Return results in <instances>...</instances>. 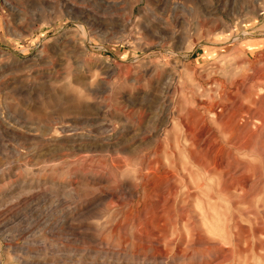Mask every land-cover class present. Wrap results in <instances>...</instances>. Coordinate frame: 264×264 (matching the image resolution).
I'll use <instances>...</instances> for the list:
<instances>
[{
	"label": "rangeland",
	"instance_id": "374dc122",
	"mask_svg": "<svg viewBox=\"0 0 264 264\" xmlns=\"http://www.w3.org/2000/svg\"><path fill=\"white\" fill-rule=\"evenodd\" d=\"M217 114L202 191L139 173ZM0 264H264V0H0Z\"/></svg>",
	"mask_w": 264,
	"mask_h": 264
},
{
	"label": "bare ground",
	"instance_id": "6f19581e",
	"mask_svg": "<svg viewBox=\"0 0 264 264\" xmlns=\"http://www.w3.org/2000/svg\"><path fill=\"white\" fill-rule=\"evenodd\" d=\"M251 62V61H250ZM250 76V75H249ZM248 76V77H249ZM251 76H252V74H251ZM256 79V78H255ZM243 85H245V84H243ZM252 86H253V83H252ZM260 87V86H259ZM221 89H223V88H221ZM235 89V88H234ZM242 90V89H241ZM231 91V90H230ZM254 92V91H253ZM230 93V92H229ZM227 95V94H226ZM229 95V94H228ZM237 98V97H236ZM260 100H261V98H260ZM218 101V100H217ZM214 102V101H213ZM199 103V102H198ZM203 103V102H202ZM221 104V103H220ZM226 104V103H225ZM258 104V103H257ZM199 105V104H198ZM202 105V104H201ZM212 109V108H211ZM227 110H229V108L227 109ZM235 110V109H234ZM234 110H232V111H234ZM237 110H239V109H237ZM242 110V109H241ZM245 110V109H244ZM201 111V110H200ZM203 112H204V110H203ZM227 113L229 114V111H227ZM234 113V112H233ZM241 113H243V112H241ZM244 114V113H243ZM235 115V114H234ZM237 115V114H236ZM235 115V116H236ZM241 115V114H240ZM245 115V114H244ZM243 115V116H244ZM170 116V115H169ZM204 116V115H203ZM217 116V127L219 128V130H220V133H219V135L216 133V130L214 129V128H212V127H210L209 126V122H208V120L205 118V117H202V116H198V117H195V118H193V119H189V117H185V116H180V123L182 124V126L184 125L185 126V132H186V138H185V141H187V140H190V143H189V141H188V143H185L184 144V151L187 153V155H188V157H189V159L191 160V166H190V168L189 167H187V165H182L181 163H177L176 161H174L173 162V164L172 165H170L168 168H166V169H163V171H160L161 170V167H164L165 165H164V163H162L161 162V160H159V159H156L155 161H149V163L146 165V166H144V167H141L138 171H139V173L140 174H143L144 173V170L146 169L147 171L146 172H148V173H155V174H157L156 176H158V178L156 179L157 180V182H155V180L154 181H152V183L154 182V185L155 186H158L159 185V183L160 182H163L165 179H167L168 180V178H170V181H171V178L174 180V183L173 184H171V187L168 189V196L170 195L171 196V198L172 197H174V195H176V194H179V191H180V189H179V185L180 184H182V183H179V185L177 184V182H178V178L180 177L181 179H183L182 177H181V174H183L182 176H184L185 178H188L191 174H192V172L194 171V169L199 173V176L197 177V179L195 180V187L199 190V191H202L203 190V188H204V180L206 179V178H208L207 177V175L208 174H210V173H223V171H224V166H223V164L218 160V158L216 159V157L214 156V150L215 149H220V148H224V146L226 145V144H228L229 142H231L232 140L233 141H235L236 142V140H235V132H236V130L238 129V127L236 128V125H235V122L232 120V121H229V119L224 115V114H217L216 115ZM178 117V116H177ZM212 117V116H211ZM233 117V116H232ZM241 118H242V116H241ZM250 120V119H249ZM248 121V120H247ZM170 122V121H169ZM239 122V121H238ZM239 124H241V123H239ZM242 125V124H241ZM240 125V126H241ZM244 125V124H243ZM246 126V125H245ZM242 128H243V126H242ZM193 129V130H192ZM240 129V128H239ZM238 129V130H239ZM182 130H184V129H182ZM241 130V129H240ZM243 130V129H242ZM194 131H196L197 133H195ZM244 132V131H243ZM242 132V133H243ZM259 136V135H258ZM238 137V136H237ZM254 137H256V136H254ZM189 138V139H188ZM221 138H223V140L221 139ZM241 138H243V137H241ZM240 138V139H241ZM245 140V139H244ZM256 140H258V138L256 139ZM238 141V140H237ZM240 141V140H239ZM238 141V142H239ZM168 142V141H167ZM237 142V143H238ZM241 144V143H240ZM158 145V144H157ZM182 145V144H181ZM167 147V146H166ZM249 148H250V146H248ZM178 149V148H177ZM236 149V148H235ZM249 150V151H251V152H254V150H251V149H248V148H245V150ZM154 151V150H153ZM226 150H224V152H225ZM242 151V150H241ZM240 151V152H241ZM157 152V151H156ZM183 152V151H182ZM222 152H223V150H222ZM230 152V151H229ZM231 152H233V151H231ZM177 153V152H176ZM173 154V153H172ZM216 154H218V153H216ZM245 154V153H244ZM184 155V154H183ZM182 155V156H183ZM248 155H250L249 153H248ZM235 156V155H234ZM165 157V156H164ZM184 157H185V155H184ZM183 157V158H184ZM218 157V156H217ZM236 157V156H235ZM235 157H234V159H235ZM240 157V156H239ZM183 158H181V159H183ZM224 158V157H223ZM231 158V157H230ZM95 158H93V160H94ZM186 159V158H185ZM115 161H116V159H114ZM174 160V159H173ZM218 160V161H217ZM113 161V160H112ZM181 161V160H180ZM182 161H184V159L182 160ZM181 161V162H182ZM236 161H238V160H236ZM249 162H251V161H249ZM115 163V162H114ZM121 163V162H120ZM168 163V162H167ZM232 163V162H231ZM234 163V162H233ZM237 163V162H236ZM239 163H241V162H239ZM119 164V163H118ZM123 164V163H122ZM230 164V163H229ZM247 164H249V163H247ZM246 164V165H247ZM251 164V163H250ZM113 165H115V164H113ZM134 165H135V163H134ZM180 165H182V166H180ZM239 165V164H238ZM252 165V164H251ZM122 166V165H121ZM128 166V165H127ZM131 166V165H130ZM167 166H168V164H167ZM248 166V165H247ZM136 167H138V166H136ZM195 167V168H194ZM230 167V166H229ZM233 167H234V165H233ZM242 166H239V169L241 168ZM250 167V166H249ZM113 168V167H112ZM130 168V167H129ZM128 168V169H129ZM134 168V167H133ZM232 168V167H231ZM236 169V168H235ZM248 169H251V168H246V171H248ZM226 170V169H225ZM252 170V169H251ZM258 170V169H257ZM126 171V170H125ZM132 171V170H131ZM231 171V170H230ZM241 171V170H240ZM122 173H124V169L121 171ZM237 172V171H236ZM235 172V173H236ZM241 172H243V171H241ZM244 172H245V170H244ZM253 172V171H252ZM226 174V173H225ZM237 174V173H236ZM239 174V173H238ZM144 175V174H143ZM248 175V174H247ZM209 176V175H208ZM239 176V175H238ZM244 176V175H243ZM249 176V175H248ZM155 177V176H154ZM196 177V176H195ZM225 177V176H224ZM226 177H227V174H226ZM226 177H225V179H226ZM231 177V176H230ZM211 178V177H210ZM213 178V177H212ZM242 178H245V176L244 177H242ZM144 179V178H143ZM146 179V178H145ZM228 179V178H227ZM230 179V178H229ZM231 179H233V178H231ZM153 180V179H152ZM176 180H177V182H176ZM184 180V179H183ZM208 180V179H207ZM239 180V179H238ZM224 181H226V180H224ZM228 181V180H227ZM119 182V181H118ZM150 182H151V180H150ZM168 182V181H167ZM223 182V181H222ZM240 182V181H239ZM238 182V183H239ZM120 184H121V182H119ZM147 183V182H146ZM166 183V182H165ZM164 183V184H165ZM169 183L170 182H168V184L167 185H169ZM232 183H235V182H232ZM242 182H240V184H241ZM151 184V183H150ZM184 184V185H183ZM183 184H182V186H184L185 188H186V191L187 192H189L190 193V184L188 183V181L185 179L184 181H183ZM224 184V183H223ZM235 184H237V183H235ZM149 185V184H148ZM152 185V184H151ZM166 185V184H165ZM209 185H211V184H209ZM232 185V184H231ZM249 185H251V184H249ZM122 186V185H121ZM125 186V185H124ZM123 186V188H125ZM139 186V185H138ZM154 186V188H156ZM212 186V185H211ZM242 186V185H241ZM244 186V185H243ZM237 187V186H236ZM219 188H220V186H219ZM222 188V187H221ZM220 188V189H221ZM229 188V187H228ZM227 188V189H228ZM253 188V187H252ZM251 188V189H252ZM126 190V189H125ZM182 190V189H181ZM192 190V189H191ZM194 190V189H193ZM193 190H192V192H193ZM229 190H231L232 191V189H229ZM118 191H119V189H118ZM117 191V192H118ZM121 191V190H120ZM119 191V193H122V192H120ZM132 191V190H131ZM150 191V190H149ZM148 191V192H149ZM113 192H114V190H113ZM133 192H135V191H133ZM231 193V192H230ZM115 194V193H114ZM215 194V193H214ZM127 195H128V193H127ZM134 195V194H133ZM141 195V194H140ZM155 195V194H154ZM220 195V194H219ZM250 195V194H249ZM119 196V195H118ZM129 196V195H128ZM159 196V195H158ZM184 196V195H183ZM196 196V195H195ZM194 196V197H195ZM220 196H222V195H220ZM117 197V196H116ZM163 199L165 198V202L167 201L166 200V196L164 195V193L162 194V196H161ZM177 197V196H176ZM131 198V197H130ZM160 198V197H159ZM158 198V199H159ZM196 198V197H195ZM226 198H228V197H226ZM233 198V197H232ZM157 199V201H159ZM155 200V199H154ZM176 200V199H175ZM178 200V199H177ZM201 200V199H200ZM153 201V200H152ZM157 201L155 202V201H153L154 203H157ZM130 202V201H129ZM162 202V201H161ZM132 203V202H131ZM130 203V204H131ZM154 203H153V205H154ZM159 203V202H158ZM195 203V202H194ZM129 204V205H130ZM150 204V203H149ZM152 205V206H153ZM151 206V205H150ZM179 206V205H178ZM184 207V206H183ZM182 208V207H181ZM156 210H157V208H155ZM154 209V210H155ZM162 209V208H161ZM199 209V208H198ZM146 210V209H145ZM184 210V209H183ZM143 211V210H142ZM164 211V210H163ZM179 211H180V209H179ZM151 212V211H150ZM143 213V212H142ZM150 214V213H149ZM151 215V214H150ZM143 216V215H142ZM161 216V215H160ZM159 216V217H160ZM174 216H176V215H174ZM174 216H172V218H174ZM179 216H182V215H179ZM178 216V217H179ZM184 216H186V215H184ZM158 217V218H159ZM232 217V216H231ZM151 218V217H150ZM150 218H148L149 220V222L151 221V219ZM196 218H198V217H196ZM199 219V218H198ZM136 220H137V218H136ZM161 220V219H160ZM134 221V220H133ZM179 221V220H178ZM202 221V220H201ZM146 222V221H145ZM144 222V223H145ZM158 222H159V220H158ZM204 222V221H203ZM130 223V222H129ZM135 223H137V221L135 222ZM134 223V224H135ZM146 223H148V222H146ZM145 223V224H146ZM162 223V222H161ZM150 224V223H149ZM179 224V223H178ZM146 225H148V224H146ZM167 225V224H166ZM135 226V225H134ZM173 226V225H172ZM217 226V225H216ZM141 227H143V226H141ZM164 227V226H163ZM167 227V226H166ZM134 228V227H133ZM137 228H139V227H136V229ZM199 228V227H198ZM146 229V228H145ZM147 229H149L150 230V228L148 227ZM133 230H135V228L133 229ZM153 230V229H152ZM162 231H164V230H162ZM166 231V230H165ZM144 232V231H143ZM146 232V231H145ZM155 232V231H154ZM154 232H153V234H154ZM156 233V232H155ZM149 234H150V232H149ZM158 234V233H157ZM138 236V235H137ZM159 236V235H158ZM198 236V235H197ZM161 236H159V238H160ZM146 238V237H145ZM158 237L156 236V239H157ZM169 238H171V237H169ZM140 239V238H139ZM138 238H137V240H139ZM172 239H174V237L172 238ZM141 241V240H140ZM143 241V240H142ZM177 241V240H176ZM144 243V242H143ZM147 243V242H146ZM150 243H152V242H150ZM155 243H157V242H155ZM152 245H154V244H152ZM145 246V245H144ZM147 246H150V244L149 245H147ZM157 246V245H156ZM159 246V245H158ZM164 246V245H163ZM182 246V245H181ZM156 248H158V247H156ZM152 249V248H151ZM154 249V248H153ZM165 249V248H164ZM157 250H160V249H157ZM147 251H149V250H147ZM152 251V250H151ZM161 251V250H160ZM177 251V250H176ZM163 252V251H162ZM150 252H148V254H149ZM154 253H155V251H154ZM167 254V253H166ZM169 254V253H168ZM171 254V253H170ZM154 255V254H153ZM166 255L164 254V257H165ZM194 257V256H193ZM153 258H156V257H153ZM167 258H169V257H167Z\"/></svg>",
	"mask_w": 264,
	"mask_h": 264
}]
</instances>
